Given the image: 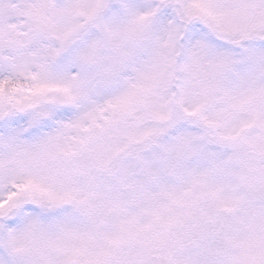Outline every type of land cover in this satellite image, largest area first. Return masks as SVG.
Here are the masks:
<instances>
[{
  "label": "snow or ice",
  "instance_id": "1",
  "mask_svg": "<svg viewBox=\"0 0 264 264\" xmlns=\"http://www.w3.org/2000/svg\"><path fill=\"white\" fill-rule=\"evenodd\" d=\"M0 264H264V0H0Z\"/></svg>",
  "mask_w": 264,
  "mask_h": 264
}]
</instances>
